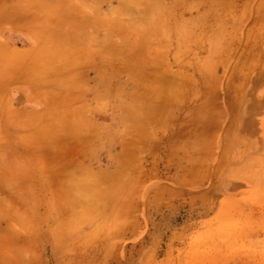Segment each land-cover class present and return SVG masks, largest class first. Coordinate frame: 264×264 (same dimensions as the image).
Masks as SVG:
<instances>
[{"label": "rangeland", "instance_id": "374dc122", "mask_svg": "<svg viewBox=\"0 0 264 264\" xmlns=\"http://www.w3.org/2000/svg\"><path fill=\"white\" fill-rule=\"evenodd\" d=\"M198 1L201 2L199 6ZM216 1L220 2L219 7L213 11L211 0H0V42L6 44L21 46L31 37L39 42L36 33L44 37L40 41L41 53L51 54L53 49H68L71 41L79 45L78 39L86 34L87 24L89 38L97 40L95 28H101L108 21L111 27L116 26L120 18L126 26L127 48L134 34L138 37L152 32L160 37L178 28L180 44L186 51L192 46L195 53L208 54L214 45L213 52L221 61L218 68L222 82L221 108L210 102V98H206L209 104L197 107L199 111L209 107L210 114L222 116L221 123L214 120L210 132L213 137L220 123L215 149L210 152L211 170L204 173L194 169L189 173L190 179L185 177L186 174L181 175V163L170 159L167 168L163 163L152 161L158 147L150 142L159 138L161 132L164 134L161 122L165 115L159 110L157 97H164L169 91L160 83L167 79L169 72L166 71L150 74L153 77L149 84L143 70H136L135 97L140 100L141 107L135 117L125 115L122 126L130 130L136 123L142 145L141 159L134 170L126 169L124 178L119 175V184L89 188V192L98 193L92 195L98 198L95 200L49 201L47 189L40 183L45 177L41 158L29 153L27 144L17 141L9 134L8 125L0 123V188L6 191L7 183L14 182L28 192L26 206L33 214L30 241L39 264L41 260L43 264L56 260L54 250L49 247L50 232L51 227L59 226L60 222V226L70 225L72 232L82 233L84 237L94 232L90 248L74 250L89 264H264V138L260 136L255 146L241 138L230 139L234 125L244 124L246 131L255 132V124L251 119L242 121L243 118L235 117L233 122L230 120L241 97L231 98L228 87L235 80L241 88L248 77L249 73L235 72V67L238 55L245 47L244 34L254 33L255 40L249 43L252 52L264 36V0ZM204 10L207 13L195 19ZM203 34L210 36L203 39ZM153 43L161 44L159 40ZM262 43L264 45V41ZM80 45L85 47L84 40ZM18 50L13 47L12 52H20ZM256 61L257 56H249L246 50V56L241 55L238 63L254 67ZM153 83L155 86L151 85ZM128 87L127 82L126 96L130 98ZM116 91V85L111 86V96ZM256 107L258 104L254 105L253 112ZM182 113L183 105L179 115ZM182 120L175 118V121ZM260 143L263 144L261 147ZM109 144L111 149L115 148L118 138L111 137ZM126 144H130L128 131ZM257 148L263 152H257ZM64 153L68 154L66 158H62L61 153L59 156L47 154L48 161L55 160L59 166L67 165L76 170L80 163L75 158L78 155L76 149ZM104 156V153H95L93 166L107 168L117 161L113 151L106 153L105 162ZM129 159L127 155L126 160ZM228 166L231 172L230 169L228 173L225 169L224 172L222 169ZM245 166L247 171L242 168ZM101 170L96 168V171ZM77 171L78 175L86 177L84 170ZM217 172L223 174L216 175ZM172 173L174 179H171ZM196 173L204 175L198 178ZM108 176L116 181L117 170L110 169ZM63 177L62 171L57 180ZM227 180L231 184L226 183ZM197 181L202 183H195ZM82 182L76 184L80 191L85 187ZM37 184L40 188L36 190L35 199V189L31 187ZM58 203L62 208H69L73 217L61 216ZM11 204L15 210L17 201L0 199V222L9 217L5 206L11 208Z\"/></svg>", "mask_w": 264, "mask_h": 264}, {"label": "crops", "instance_id": "0c3cea01", "mask_svg": "<svg viewBox=\"0 0 264 264\" xmlns=\"http://www.w3.org/2000/svg\"><path fill=\"white\" fill-rule=\"evenodd\" d=\"M200 3L198 1L197 5L199 6ZM219 3L211 0V9L216 11ZM206 13L204 10L195 19ZM117 21L116 26L113 24L111 27L108 21L101 28H95L94 31L98 34L95 37L97 40L89 38L87 24L86 34L78 39L80 43L84 40L85 47L71 41L68 49H53L51 54L47 51L41 53L40 41L44 37L36 33L39 42L32 37L29 42L25 41L21 46L0 42V53L7 50L6 53L1 54L3 56L6 54V57L0 55L2 57L0 58V123L8 125L9 134L15 136L17 141L27 144L29 153H35L39 159L41 158L42 173L45 177L40 183L47 189L46 195L49 201L73 202L98 199L93 197L98 193L89 190H93L95 186L101 188L102 185L108 186L116 182L119 184L121 180L119 175L124 178L126 169L136 168V162L140 161L142 153L136 123L135 127L127 130L122 126V120L127 114L135 117L141 107L140 100L135 97L138 69L143 70L147 75L146 80L149 84L153 77L150 74H155L158 70L169 72L165 77L167 79L160 82L161 86L165 85L164 87L169 91L166 96L157 97L159 110L165 115L161 122L164 134L161 132L159 138L150 142L158 147L152 161L163 163L167 168L170 159L181 163V175L186 174L187 179L191 178L189 173L194 169L204 173L206 170H211L210 152L215 149L222 116L210 114L209 107L200 108V111L197 107L209 104L206 98H210V102L221 108L222 82L218 69L221 61L220 56L216 57L217 54L213 52L214 45L210 48L212 52L208 54L195 53L196 49L192 46L191 52L186 51L180 44L178 28H176L173 33L160 37L152 32L140 34L138 37L134 34L131 38L133 41H129L130 47L127 48L125 22L120 18ZM255 21L254 19L253 22ZM187 25L191 26L190 23ZM209 36L203 34L202 37L204 39ZM254 37L252 32L244 34L245 47L238 55L235 67V72L240 70L249 73L245 84L239 88V82L234 80L228 86L231 98L241 97L237 110L230 114L232 117L230 120L233 122L235 117L243 118L242 121L251 119L255 124V132L246 131L244 124L234 125L230 139L241 138L247 144L252 143L253 146L257 145L256 141L260 140V136L264 138V45L262 43L264 36L262 35L258 48L252 52L249 50V43L255 40ZM155 40H159L161 44L159 46L154 44ZM12 46L19 49L22 55L16 59L17 62L9 57L11 55H7L8 50L12 52ZM246 50L249 56H257L254 67L238 63L241 55L246 56ZM4 58L6 61L2 60ZM126 81L129 85L130 98L126 96ZM115 85L116 94L111 96V86ZM151 85L155 86V83ZM255 104H258V107L253 112ZM181 105H183V113L179 115ZM175 118L183 120L175 121ZM216 119L220 123L216 134L212 137L210 132ZM127 131L130 144H126ZM255 133H258L257 138ZM111 137L118 138V145L113 149L109 144ZM161 138H164L162 142ZM262 145L260 143V147ZM72 149L78 152L75 158L79 159L80 168L77 166V169L84 170L86 177L78 175L77 169H72L70 166L62 164L59 166L55 160L48 161L47 154L55 156L62 154V158H66L68 154L64 152L68 153ZM111 151L117 154L116 163H112L107 168L93 166L95 153L101 152L106 156V153ZM257 152L263 150L257 148ZM127 155L130 157L129 160H126ZM96 168L105 172L96 171ZM242 168L248 170L247 166ZM110 169L117 170L116 181L108 176ZM224 169L228 173L230 167L222 170ZM62 171L64 177L58 181L57 175ZM102 174L106 175L102 176ZM196 174L198 178L204 175ZM218 174L219 172L216 173ZM174 175L172 173L171 179L175 178ZM81 181L85 185L84 191H80L79 187L76 188V184ZM241 182L244 183L243 180ZM11 183H7L6 191L0 188V191L3 190L0 192L1 200L17 201L15 210L12 204L11 208L5 206L9 217L6 216L7 220L0 222L2 256L0 264H39V260H36L38 257L34 244L30 241L33 232L31 221L33 214L26 206L28 192L25 193L23 186ZM226 183L231 184V181L227 180ZM12 185L14 188L11 187ZM39 188L38 184L31 187L35 189V199L38 195L36 190ZM57 205L61 216L73 217L69 208H62L59 203ZM60 224L53 229L51 227L49 247L54 250L56 256V260H49L51 264H89L88 260H83L74 250L90 248L94 241V232H89L84 237L82 233L72 232L70 225L65 224L62 227ZM41 264H43L42 260Z\"/></svg>", "mask_w": 264, "mask_h": 264}, {"label": "bare ground", "instance_id": "6f19581e", "mask_svg": "<svg viewBox=\"0 0 264 264\" xmlns=\"http://www.w3.org/2000/svg\"><path fill=\"white\" fill-rule=\"evenodd\" d=\"M9 52H11L10 50H8ZM7 52V50H5V52H2V53H6ZM9 52H8V56L9 55H11V56H9L10 58L12 57L13 59H18L19 58V54H20V52H11L10 54H9ZM2 53H0V55L2 54ZM6 54H4V56H5ZM23 55H24V53H23ZM2 57H4L3 55H1ZM7 56V57H8ZM22 56V55H21ZM2 57H0V58H2ZM6 57V56H5ZM6 58H4V59H2L3 61L5 60ZM6 61V60H5ZM16 62H17V60H16Z\"/></svg>", "mask_w": 264, "mask_h": 264}]
</instances>
